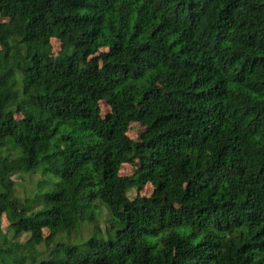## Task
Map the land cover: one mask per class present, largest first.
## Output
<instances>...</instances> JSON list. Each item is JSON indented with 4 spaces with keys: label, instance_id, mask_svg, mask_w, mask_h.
<instances>
[{
    "label": "trees",
    "instance_id": "16d2710c",
    "mask_svg": "<svg viewBox=\"0 0 264 264\" xmlns=\"http://www.w3.org/2000/svg\"><path fill=\"white\" fill-rule=\"evenodd\" d=\"M0 264H264V0H0Z\"/></svg>",
    "mask_w": 264,
    "mask_h": 264
},
{
    "label": "rangeland",
    "instance_id": "374dc122",
    "mask_svg": "<svg viewBox=\"0 0 264 264\" xmlns=\"http://www.w3.org/2000/svg\"><path fill=\"white\" fill-rule=\"evenodd\" d=\"M51 45H52V53L57 54L58 50L61 48V42L59 39L56 38H52L51 39ZM144 127L143 125H141L140 123H133L130 126L128 135L131 139H133V141H137L139 139L140 133L143 131ZM135 170V165L130 164V163H124L119 167V173L122 175H131L134 173ZM32 179L33 178H37V175H31ZM16 181H19L20 178L19 176L15 177ZM27 183V188L30 187L31 183L28 180H24ZM152 185L150 183H147L146 185H144L139 191L133 189L129 192V196L133 197L136 194H139L141 196H146L149 195L152 192ZM1 225L3 227V229H5L8 225L7 223V219L5 217V215H3L1 217ZM47 230H44V234H47Z\"/></svg>",
    "mask_w": 264,
    "mask_h": 264
}]
</instances>
